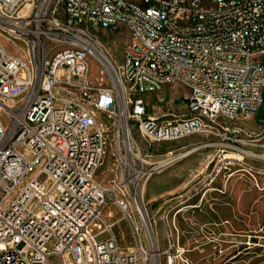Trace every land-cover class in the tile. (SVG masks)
<instances>
[{"label": "built area", "instance_id": "2783aa9c", "mask_svg": "<svg viewBox=\"0 0 264 264\" xmlns=\"http://www.w3.org/2000/svg\"><path fill=\"white\" fill-rule=\"evenodd\" d=\"M120 27L128 42L118 69H108L97 32ZM0 36L24 45L20 57L0 44V264L52 256L58 264H148L128 202L96 179L108 131L138 188L155 169L145 167L134 132L147 146L165 144L227 131L256 113L264 0H0ZM88 56L109 86L89 82ZM174 82L189 92L184 115L142 98ZM111 202L130 229L131 251L101 214Z\"/></svg>", "mask_w": 264, "mask_h": 264}, {"label": "rangeland", "instance_id": "374dc122", "mask_svg": "<svg viewBox=\"0 0 264 264\" xmlns=\"http://www.w3.org/2000/svg\"><path fill=\"white\" fill-rule=\"evenodd\" d=\"M97 36L100 50L117 70L128 42L126 29L99 30ZM0 44L9 54L24 57L20 41L0 36ZM88 65L92 85L111 84L96 59L88 56ZM188 93L183 84L174 82L142 98L178 117L188 111ZM1 122L8 124L6 113ZM113 128L108 131L96 179L118 200L128 202L138 226L141 222L132 199L136 189L140 192L154 243L143 229L148 264H264V93L259 110L240 116L227 131L197 133L150 146L134 132L147 160L145 167L155 169L141 176L138 188L119 160ZM101 214L113 224L120 248L133 250L132 234L117 205L105 204ZM52 246L50 241L48 248ZM48 264H58L57 258L50 257Z\"/></svg>", "mask_w": 264, "mask_h": 264}, {"label": "bare ground", "instance_id": "6f19581e", "mask_svg": "<svg viewBox=\"0 0 264 264\" xmlns=\"http://www.w3.org/2000/svg\"><path fill=\"white\" fill-rule=\"evenodd\" d=\"M24 11H25V9L23 8L21 10V12L23 13ZM101 58H102V62L104 63V65L108 69H110L112 65H111L110 61L108 60V58L105 57L106 58L105 59L102 56H101ZM126 192L128 193V191H126ZM135 196L136 197L132 199V202H133L134 208L139 213V218H140V222H141L140 224L142 226V230L144 229V232L150 237V240L153 243V241H152V234H151V231H150V228H149V224H148V221H147V217L145 215V210H144V208L142 207V204H141V200H140L141 195H140V192L138 191V189L135 190Z\"/></svg>", "mask_w": 264, "mask_h": 264}]
</instances>
